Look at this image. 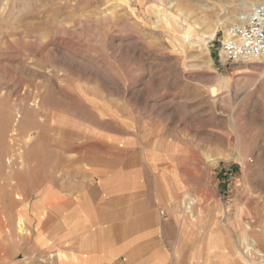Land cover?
Segmentation results:
<instances>
[{"label":"rangeland","instance_id":"rangeland-1","mask_svg":"<svg viewBox=\"0 0 264 264\" xmlns=\"http://www.w3.org/2000/svg\"><path fill=\"white\" fill-rule=\"evenodd\" d=\"M263 2L0 0V264H264Z\"/></svg>","mask_w":264,"mask_h":264},{"label":"built area","instance_id":"built-area-1","mask_svg":"<svg viewBox=\"0 0 264 264\" xmlns=\"http://www.w3.org/2000/svg\"><path fill=\"white\" fill-rule=\"evenodd\" d=\"M220 43L221 53L228 61L239 62L250 57L264 60V4L229 25Z\"/></svg>","mask_w":264,"mask_h":264},{"label":"crops","instance_id":"crops-1","mask_svg":"<svg viewBox=\"0 0 264 264\" xmlns=\"http://www.w3.org/2000/svg\"><path fill=\"white\" fill-rule=\"evenodd\" d=\"M250 61H253V60H250ZM145 245H147L146 242H145ZM161 245L163 246L165 244L162 243ZM98 257H99L98 258L99 260L104 262L103 264H106L107 262H110V261H112L113 264H118L117 261L115 262V260H117V258L116 259L114 257H112V258H110V257L102 258L100 255H98ZM131 257H133V258H131ZM162 257H163V254H162L161 258H156V261H155L156 263L155 264H158L159 262H162ZM125 259H126L125 260L126 262L122 263V264H137V263L139 264L141 261H145L146 260L145 256L138 257L134 253L128 254V256ZM142 264H144V263L142 262Z\"/></svg>","mask_w":264,"mask_h":264},{"label":"bare ground","instance_id":"bare-ground-1","mask_svg":"<svg viewBox=\"0 0 264 264\" xmlns=\"http://www.w3.org/2000/svg\"><path fill=\"white\" fill-rule=\"evenodd\" d=\"M244 4V3H243ZM260 4H264V2L263 3H260ZM260 4H257V5H249V10H247V11H245V12H239V13H236V14H234V17H235V19L237 20V22L240 20V19H242V18H245L246 16H248L249 14H250V12L254 9V8H256L258 5H260ZM198 26V25H197ZM193 27V26H192ZM190 25H189V27H188V30L189 31H193L192 28ZM199 27V26H198ZM186 38V37H185ZM185 40V39H184ZM253 59H256V57H250V58H248V59H245L244 61H250V60H253ZM22 215V214H21ZM24 217V216H23ZM18 224H19V230L21 231V230H23V224H24V220H23V218L22 217H19V219H18Z\"/></svg>","mask_w":264,"mask_h":264}]
</instances>
